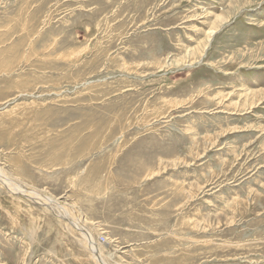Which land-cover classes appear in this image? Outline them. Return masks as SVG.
Masks as SVG:
<instances>
[{
    "label": "rangeland",
    "instance_id": "1",
    "mask_svg": "<svg viewBox=\"0 0 264 264\" xmlns=\"http://www.w3.org/2000/svg\"><path fill=\"white\" fill-rule=\"evenodd\" d=\"M0 168L108 264H264V0H0ZM79 239L0 184V264Z\"/></svg>",
    "mask_w": 264,
    "mask_h": 264
},
{
    "label": "bare ground",
    "instance_id": "2",
    "mask_svg": "<svg viewBox=\"0 0 264 264\" xmlns=\"http://www.w3.org/2000/svg\"><path fill=\"white\" fill-rule=\"evenodd\" d=\"M212 33L213 32L211 31L209 35H212ZM6 176L0 168V184L5 186V189L8 192L13 194H21L23 197L30 199L33 203L35 202L40 204L41 206L51 210L58 217L63 218L70 227L74 228V230L79 233V240L81 243L85 244L88 251H90V258L93 260L94 264H108V261H106L104 257L105 255L102 254L103 245H100L102 242L98 239H94L91 231L86 228L83 222H79L80 220L78 221L71 218L70 214H68V212L65 211L62 206H60L57 200L42 197L41 195L29 190L24 184L15 183L14 181L8 179L9 177L6 178Z\"/></svg>",
    "mask_w": 264,
    "mask_h": 264
}]
</instances>
